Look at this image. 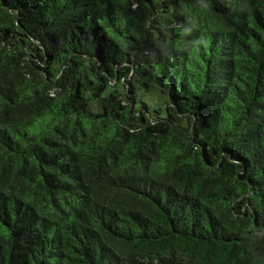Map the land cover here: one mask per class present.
I'll use <instances>...</instances> for the list:
<instances>
[{"label":"trees","instance_id":"16d2710c","mask_svg":"<svg viewBox=\"0 0 264 264\" xmlns=\"http://www.w3.org/2000/svg\"><path fill=\"white\" fill-rule=\"evenodd\" d=\"M0 264H264V0H0Z\"/></svg>","mask_w":264,"mask_h":264}]
</instances>
